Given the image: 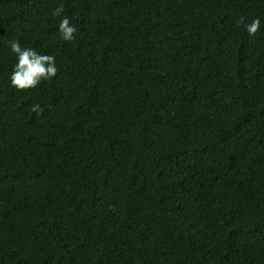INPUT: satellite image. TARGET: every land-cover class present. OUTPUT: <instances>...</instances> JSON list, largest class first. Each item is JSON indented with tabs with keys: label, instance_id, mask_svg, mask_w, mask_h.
<instances>
[{
	"label": "trees",
	"instance_id": "1",
	"mask_svg": "<svg viewBox=\"0 0 264 264\" xmlns=\"http://www.w3.org/2000/svg\"><path fill=\"white\" fill-rule=\"evenodd\" d=\"M0 264H264V0H0Z\"/></svg>",
	"mask_w": 264,
	"mask_h": 264
},
{
	"label": "clouds",
	"instance_id": "2",
	"mask_svg": "<svg viewBox=\"0 0 264 264\" xmlns=\"http://www.w3.org/2000/svg\"><path fill=\"white\" fill-rule=\"evenodd\" d=\"M63 13V6H58L53 11V15L57 17ZM237 23L244 25L249 36H255L261 27L259 18L253 19L250 23H245V17L241 16ZM58 30L64 41L71 42L76 38L77 29L66 16L59 21ZM7 43L11 52L17 57V62L10 76L11 85L17 91L34 89L42 81H49L56 76L58 69L53 55H44L35 49L24 48L17 39L9 40ZM31 111L40 115L43 109L40 104H34L31 106Z\"/></svg>",
	"mask_w": 264,
	"mask_h": 264
}]
</instances>
